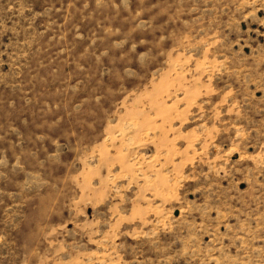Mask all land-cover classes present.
I'll return each mask as SVG.
<instances>
[{"label": "rangeland", "instance_id": "obj_1", "mask_svg": "<svg viewBox=\"0 0 264 264\" xmlns=\"http://www.w3.org/2000/svg\"><path fill=\"white\" fill-rule=\"evenodd\" d=\"M0 264H264V0H0Z\"/></svg>", "mask_w": 264, "mask_h": 264}]
</instances>
